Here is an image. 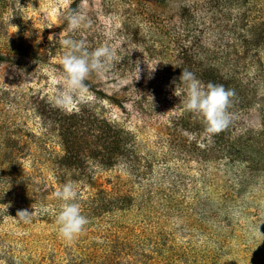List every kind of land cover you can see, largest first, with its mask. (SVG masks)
<instances>
[{
	"label": "rangeland",
	"instance_id": "1",
	"mask_svg": "<svg viewBox=\"0 0 264 264\" xmlns=\"http://www.w3.org/2000/svg\"><path fill=\"white\" fill-rule=\"evenodd\" d=\"M76 2L91 26L69 31ZM0 5V264H264V41L241 47L245 27L264 22V0ZM61 33L115 52L68 110L52 103ZM184 70L204 86L255 90L252 110L231 98L227 143L261 157L242 163L208 141L177 87ZM69 181L89 219L70 242L54 197Z\"/></svg>",
	"mask_w": 264,
	"mask_h": 264
},
{
	"label": "clouds",
	"instance_id": "2",
	"mask_svg": "<svg viewBox=\"0 0 264 264\" xmlns=\"http://www.w3.org/2000/svg\"><path fill=\"white\" fill-rule=\"evenodd\" d=\"M66 19L69 31L91 26V22L77 9L70 10ZM62 35L63 33L60 34L58 43L67 49L61 59L65 75L63 87L52 97V103L58 108L68 110L77 102L84 100L87 93L85 80L90 73L106 72L115 57V52L107 46H100L89 52L84 41L62 39ZM179 80L181 83L177 87L185 90L183 102L186 110L203 118L205 131L209 136L229 127L232 114L228 108L231 98L235 95L233 90L212 83L204 86L192 72L187 70L182 71ZM54 197L61 202L55 217L58 235L70 242L84 231L89 219L82 213L78 192L73 182L69 181L60 186L54 192ZM31 216L32 214L27 210H20L15 219L28 222Z\"/></svg>",
	"mask_w": 264,
	"mask_h": 264
},
{
	"label": "trees",
	"instance_id": "3",
	"mask_svg": "<svg viewBox=\"0 0 264 264\" xmlns=\"http://www.w3.org/2000/svg\"><path fill=\"white\" fill-rule=\"evenodd\" d=\"M161 1L169 2L170 0H161ZM211 1H214V0H207L208 3H210ZM235 1H237V0H235ZM4 2H5V0H0L1 4H4ZM78 5H79V2L73 3L72 6L70 7V9L68 10V14H69L70 10L76 9V7ZM0 7H1V5H0ZM244 31L248 35V39L244 41V43H245L244 45L240 44L242 48L245 49L246 47H248V45H252V46L254 45L255 48L261 47L260 44L263 43V41H264V22L263 23H255L252 26H247V27H245ZM245 33H243V34L246 35ZM85 84L87 85V88H88V86H90L88 84L87 80H85ZM231 88L235 92V95L237 96L238 100L242 101V105L241 106L244 109H251L252 105H251V103H249L250 102L249 98H250L251 94H254V93L256 94L255 90H254V92H252L251 89H245V90L241 89L240 83H238L235 79L231 83ZM257 91H258V89H257ZM98 94H101V93L98 92ZM111 100H112V97H111ZM113 100H114L116 105L122 106V103H120L118 99L113 98ZM233 115H234V113H233ZM185 117L186 116L182 117V120L184 122L183 125L185 126L184 127L185 130H189L188 129L189 126L185 125V123H186ZM202 122H203V124L205 126L204 120ZM233 123H234V121L231 120V123H230L229 127L226 128L224 131L218 133V134H214L212 136H209V134L206 133L208 141L210 140L212 144L220 146V147L223 146V147H226V148L227 147L230 148V150L232 152H234L233 153L234 156H236L237 158L239 156H242V158L239 159V160H241L242 163L248 162V160L253 162V160L256 159L255 155H257L258 157H261L262 155H261L260 152H256V151L253 152V151H250V150L247 149L249 152H251L250 155H249L247 152H245L246 151L245 149L247 147H243L240 150L238 142H234L232 144L231 143H229V144L227 143L228 138L230 137V134H231V131H232ZM200 124L201 123H199L198 125H200ZM204 129H205V127H204ZM252 153L254 155H251ZM261 161L262 160L259 159V164L261 163Z\"/></svg>",
	"mask_w": 264,
	"mask_h": 264
}]
</instances>
